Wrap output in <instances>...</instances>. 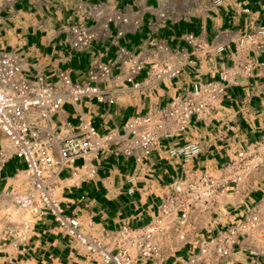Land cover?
Instances as JSON below:
<instances>
[{"label":"crops","instance_id":"obj_1","mask_svg":"<svg viewBox=\"0 0 264 264\" xmlns=\"http://www.w3.org/2000/svg\"><path fill=\"white\" fill-rule=\"evenodd\" d=\"M96 4L103 5L102 16L85 21L94 25L97 36L89 48L76 51L69 44V26L83 20L86 11ZM113 12L123 15L126 22H106V14ZM257 24H264V0H225L218 6L211 0H0V51L14 52L27 75L42 73L54 81L56 72L64 70L72 81L81 83H92L85 77L92 62L112 61L118 46L143 55L147 61L155 57L151 38L190 52L192 62L175 77L149 81L145 65L134 77L141 82L140 88L133 89L131 83L123 82L126 84L114 92L113 102L95 98L65 102L51 119L56 128L62 122L75 124L79 111L91 119L99 135H104L109 129L122 132L128 118L152 107H163L172 97L189 91L197 79H217V71L235 60V41ZM118 27L123 29L120 36H116ZM188 34L195 37L193 43H202L210 52L194 48L187 40ZM222 43L224 50L216 52ZM113 72L117 73L118 68ZM263 133L264 68L256 67L248 77H240L227 87L208 121L195 123L179 139L160 141L165 147L197 141L200 152L187 165L183 166L179 158L166 159L159 147L151 151L145 164L137 166L132 156L114 153L115 144L110 142L86 157L96 166L95 176L77 179L70 167L60 170L54 187L56 197L64 212L77 216L88 233L98 234L121 222L143 226L156 214L165 185L184 168L216 169L240 145L258 140ZM3 141L0 132V146ZM83 162L78 157L72 165ZM25 166V161L16 156L0 164V191L17 185ZM260 197L257 189L245 197L226 194L223 202L228 215L218 214L216 219L214 214L207 216L203 232L214 234L226 222L241 217ZM191 248L197 249L193 239L160 264H193L188 260ZM0 264L102 263L87 255L80 244L57 227L51 215H46L35 224V233L25 244L5 241L0 245ZM215 264H264V223L261 231L240 238L231 254Z\"/></svg>","mask_w":264,"mask_h":264},{"label":"built area","instance_id":"obj_2","mask_svg":"<svg viewBox=\"0 0 264 264\" xmlns=\"http://www.w3.org/2000/svg\"><path fill=\"white\" fill-rule=\"evenodd\" d=\"M224 1L211 0L216 6ZM103 11V5H91L83 20L69 26L71 48H89L97 31L85 19H98ZM126 20L113 12L106 14L105 21L120 24ZM122 33L123 29L118 27L116 36ZM194 38L187 35L190 43ZM149 42L155 51L151 61L124 46H118L112 61H93L85 74L92 83L74 82L64 70L56 72L54 81L42 73L27 75L14 52L0 51V132L4 139L0 164L12 156L26 163L19 183L0 191L1 246L5 241L25 244L34 235L35 224L51 215L61 231L102 264H160L192 239L197 249L187 251L188 260L193 264H215L231 254L240 238H250L255 231H261L264 133L258 140L240 145L216 169L184 168L181 175L165 185L156 214L143 226L131 227L121 222L116 228L91 234L84 230L77 216L66 214L61 207L54 190L60 170L70 167L71 175L77 179L95 176L96 166L87 162L86 157L110 142L115 144L114 153L132 156L137 166L145 164L151 151L159 147L166 159L179 158L183 166L190 163L200 152L197 141L166 147L160 141L179 139L195 123L208 121L230 84L248 77L256 67L264 68V24H257L235 41V60L231 66L217 71V79L195 80L189 91L172 97L163 107H152L144 114L128 118L122 132L109 129L99 135L91 119L79 111L75 124L62 122L57 128L52 125L53 115L65 102L75 103L82 98L113 102L114 92L124 87L123 82L131 83L133 89L140 88L141 82L134 77L145 65L147 79L154 81L175 77L184 65L192 62L189 51L152 38ZM193 45L205 54L211 50L199 42ZM224 48L222 43L215 51ZM115 67L117 73L113 72ZM78 157L84 162L73 166ZM254 189L261 191V197L247 212L226 222L214 234L203 232L207 216L214 214L216 219L218 214L228 215L223 202L226 194L245 197Z\"/></svg>","mask_w":264,"mask_h":264}]
</instances>
